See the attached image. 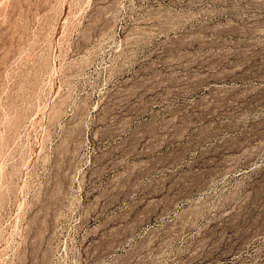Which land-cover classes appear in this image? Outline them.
Listing matches in <instances>:
<instances>
[{
    "label": "rangeland",
    "instance_id": "obj_1",
    "mask_svg": "<svg viewBox=\"0 0 264 264\" xmlns=\"http://www.w3.org/2000/svg\"><path fill=\"white\" fill-rule=\"evenodd\" d=\"M0 264H264V0H0Z\"/></svg>",
    "mask_w": 264,
    "mask_h": 264
},
{
    "label": "bare ground",
    "instance_id": "obj_2",
    "mask_svg": "<svg viewBox=\"0 0 264 264\" xmlns=\"http://www.w3.org/2000/svg\"><path fill=\"white\" fill-rule=\"evenodd\" d=\"M212 262H213V261H212ZM212 262H211V263H212Z\"/></svg>",
    "mask_w": 264,
    "mask_h": 264
}]
</instances>
